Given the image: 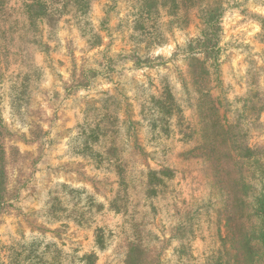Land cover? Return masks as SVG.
<instances>
[{
	"label": "trees",
	"instance_id": "1",
	"mask_svg": "<svg viewBox=\"0 0 264 264\" xmlns=\"http://www.w3.org/2000/svg\"><path fill=\"white\" fill-rule=\"evenodd\" d=\"M11 1L0 0V70L4 55L15 48L23 68L11 85V104L21 112L29 107L32 92L44 77V71L33 62L31 49L48 52L50 45L44 37L55 40L63 18L74 20L90 48L101 47L103 37L90 20L99 0H22L18 9H9ZM226 6L227 0H141L140 29L145 20L164 15L172 25L187 24L194 15L201 30L186 46L176 47L188 62L180 90L162 77L157 91L137 101V120L130 114L123 117L122 101L108 93L77 124L76 135L69 142L72 154L95 170L113 174L118 184L107 205L84 187L58 183L51 190L43 210L45 218L72 222L92 232L93 250L77 257L81 264H97L98 252L110 250L118 238L126 248L122 264H161L162 251L156 246L160 236L152 222L163 215L171 222L173 264H264V144L250 143L252 131L262 126L264 87L259 75L250 72L246 92L233 102L213 95L212 84L220 83L219 46ZM259 24L264 44V16ZM120 57H105L109 72ZM124 59L142 60L135 52ZM98 73L87 69L88 82L83 85ZM190 110L193 120L186 116ZM141 133L145 145L139 142ZM6 135L0 102V216L13 206L7 194ZM168 141L180 143L184 159L199 160L210 190L206 201L179 206L178 172L166 158ZM146 146L155 151L147 153ZM131 149L150 156L156 167L142 168ZM104 211L122 216L118 234L96 226ZM196 240L202 242L201 259L193 253ZM4 250L0 264H65L68 257L57 243L40 238L14 240Z\"/></svg>",
	"mask_w": 264,
	"mask_h": 264
},
{
	"label": "rangeland",
	"instance_id": "2",
	"mask_svg": "<svg viewBox=\"0 0 264 264\" xmlns=\"http://www.w3.org/2000/svg\"><path fill=\"white\" fill-rule=\"evenodd\" d=\"M141 0H99L92 9L91 23L103 37L102 46L90 48L80 36L74 20H61L55 40H48L50 49H31L33 62L44 71V77L33 90L29 107L15 111L11 104V85L23 68L15 48L4 55L0 70V102L9 135L5 146L8 155L7 194L13 206L0 216V252L14 240L33 238L55 242L68 255L65 264H81L77 257L93 250L92 232L72 222L55 223L45 218L43 210L51 197L54 185L64 183L84 187L99 201L109 203L118 188L113 174L95 170L92 165L72 154L69 142L76 135L89 107L105 94L117 96L121 111L137 120L136 104L147 93L158 89L166 76L170 83L181 89L180 80L187 70V56L176 50L198 36L200 20L194 15L187 24L170 23L165 15L159 19L145 20L140 29ZM22 0H12L9 9H18ZM222 19L223 34L220 42V83H213V95L232 101L243 95L248 86V73L258 74L264 87V44L261 42L259 18L264 16V0H227ZM15 16L19 13L14 12ZM172 19V18H171ZM139 23V24H138ZM103 30V31H102ZM142 59L135 63L125 60L130 53ZM114 70L106 68V58H116ZM87 69H96L98 75L85 80ZM89 76V75H88ZM252 76V75H251ZM186 116L193 120V112ZM262 126L251 133V145L264 144V112ZM139 131L143 130L139 127ZM143 133L139 142H144ZM169 165L177 170L175 187L179 206L193 200L206 201L210 192L208 181L200 170L199 160H186L180 153V143L168 141ZM142 168L156 167V161L131 149ZM147 153L155 151L147 148ZM159 158V156H157ZM69 221V220H68ZM123 223L121 215L112 211L100 213L96 226H106L118 234ZM208 224H205V229ZM152 229L160 236L157 249L161 250V264H173L171 222L159 216L152 222ZM194 255L202 258L200 240L194 243ZM126 248L118 238L110 250L98 252L97 264H122Z\"/></svg>",
	"mask_w": 264,
	"mask_h": 264
}]
</instances>
